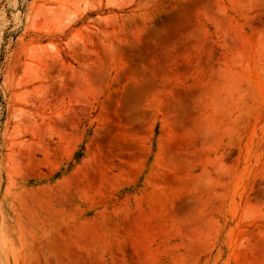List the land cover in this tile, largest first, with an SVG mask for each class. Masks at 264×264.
Instances as JSON below:
<instances>
[{
	"label": "rangeland",
	"instance_id": "1",
	"mask_svg": "<svg viewBox=\"0 0 264 264\" xmlns=\"http://www.w3.org/2000/svg\"><path fill=\"white\" fill-rule=\"evenodd\" d=\"M59 1L0 0V264H264V0Z\"/></svg>",
	"mask_w": 264,
	"mask_h": 264
},
{
	"label": "bare ground",
	"instance_id": "2",
	"mask_svg": "<svg viewBox=\"0 0 264 264\" xmlns=\"http://www.w3.org/2000/svg\"><path fill=\"white\" fill-rule=\"evenodd\" d=\"M61 1V0H60ZM59 1V2H60ZM66 1H68V0H66ZM70 1V0H69ZM56 2V1H55ZM63 3V2H62ZM66 3V2H65ZM61 5V4H60ZM70 7L72 6V9L71 8H69V7H67V8H69V9H71V10H69V9H67V10H69V11H73V13L72 14H74V13H76V12H79V11H84V10H86V9H88V8H90L91 7V5H92V0H71V2H70V4H68ZM74 7V8H73ZM66 10V8H65V10L64 9H62V12H65V11H67ZM65 13H67V12H65ZM68 13H70V12H68ZM66 15H68V14H66ZM71 14H69V16H70Z\"/></svg>",
	"mask_w": 264,
	"mask_h": 264
}]
</instances>
